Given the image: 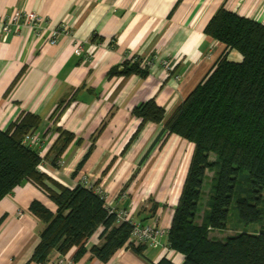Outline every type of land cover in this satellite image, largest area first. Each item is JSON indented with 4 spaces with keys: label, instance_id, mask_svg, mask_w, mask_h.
<instances>
[{
    "label": "crops",
    "instance_id": "0c3cea01",
    "mask_svg": "<svg viewBox=\"0 0 264 264\" xmlns=\"http://www.w3.org/2000/svg\"><path fill=\"white\" fill-rule=\"evenodd\" d=\"M222 7L264 24V0H0V129L23 113L36 114L42 171L69 187L83 174L90 176L108 208L169 229L193 144L168 134L164 124L224 50L204 32ZM31 11L44 19L42 35L28 26L3 30L14 13ZM61 26L67 33L51 44L49 32ZM76 43L81 46L78 53ZM133 57L150 60L145 75L121 73L124 61ZM229 57L240 59L234 51ZM150 99L164 109V119L145 123L135 134L140 119L132 110ZM59 128L74 138L54 166L55 151L50 149ZM33 199L56 211L28 180L0 200V264L183 260L164 237L163 246L147 247L143 255L124 245L102 262L91 252L102 242L99 227L82 244L84 253L78 258L80 246H73L65 254L53 250L43 263L31 261L45 226L29 211Z\"/></svg>",
    "mask_w": 264,
    "mask_h": 264
},
{
    "label": "trees",
    "instance_id": "16d2710c",
    "mask_svg": "<svg viewBox=\"0 0 264 264\" xmlns=\"http://www.w3.org/2000/svg\"><path fill=\"white\" fill-rule=\"evenodd\" d=\"M204 32L224 50L164 124L168 134L193 144L166 235L168 247L183 256L180 264H264V24L222 7ZM230 51H237L240 59L230 58ZM140 63L137 57L124 61L121 73L145 75L148 67ZM132 113L140 119L135 134L145 123L164 119V109L154 99L138 104ZM39 124V117L27 112L0 129V200L28 180L56 205L54 212L37 199L30 202L29 211L45 224L30 260L43 263L53 250L65 254L73 246H80L78 258L84 253L82 244L99 227L102 242L91 252L100 261L107 262L124 245L143 255L148 246L128 242L132 225L118 219L102 194L80 183L66 186L40 169L44 158L40 150L23 143ZM58 132L50 149L55 151L54 166L74 138L67 130ZM207 172L212 173L209 197L199 217ZM232 203L241 221L261 222L262 229L224 239L209 237L210 229L226 227ZM152 264L176 263L162 257Z\"/></svg>",
    "mask_w": 264,
    "mask_h": 264
},
{
    "label": "built area",
    "instance_id": "2783aa9c",
    "mask_svg": "<svg viewBox=\"0 0 264 264\" xmlns=\"http://www.w3.org/2000/svg\"><path fill=\"white\" fill-rule=\"evenodd\" d=\"M43 23H44V19H42L32 11L16 12L10 18L4 21L3 30L10 31L14 26L16 27L28 26L30 29L34 31L35 34L42 35L45 31V26L43 25ZM62 33H67L66 26L58 27L52 30L51 32H49L47 40L51 44H56L59 36ZM80 50H81V46L78 43H76L75 51L78 53ZM150 65H151L150 60H143L140 63L141 67H149ZM23 143L33 148H39L41 146V138L36 133H29L25 135V137L23 138ZM39 152H40L39 154L41 155V150ZM79 183L89 189L95 190L96 192L104 196V194L97 188L94 180L90 178V176L83 174L79 179ZM110 210L114 211L113 209ZM116 213L120 221H127L132 225L131 234L128 240L130 244L136 246L140 244H145L148 247H153V248L163 246L162 238L166 237L168 229L154 224H145L139 221H135L134 218L125 210H120L119 212L117 211Z\"/></svg>",
    "mask_w": 264,
    "mask_h": 264
},
{
    "label": "rangeland",
    "instance_id": "374dc122",
    "mask_svg": "<svg viewBox=\"0 0 264 264\" xmlns=\"http://www.w3.org/2000/svg\"><path fill=\"white\" fill-rule=\"evenodd\" d=\"M237 52V51H234ZM239 55V53L237 52ZM234 57V56H233ZM211 172H207L206 175V183L203 186V195L200 200V208H199V217L203 213L208 197H209V191H210V177H211ZM229 212H228V219L226 222V227L223 229H210L209 232V237L212 238H217V239H224L225 237L229 235H234L239 232H248V233H255L258 232L262 229V223L261 222H256V223H244L243 221L240 220L238 217L236 208L234 203L229 207ZM201 219H197V222H200Z\"/></svg>",
    "mask_w": 264,
    "mask_h": 264
}]
</instances>
